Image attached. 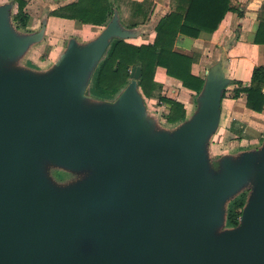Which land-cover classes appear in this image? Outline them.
I'll list each match as a JSON object with an SVG mask.
<instances>
[{
  "label": "water",
  "instance_id": "95a60500",
  "mask_svg": "<svg viewBox=\"0 0 264 264\" xmlns=\"http://www.w3.org/2000/svg\"><path fill=\"white\" fill-rule=\"evenodd\" d=\"M14 13L13 0L0 3V264H264V136L211 155L229 44L193 110L165 126L141 93L140 66L112 99L89 91L112 41L137 38L141 25L124 26L114 8L95 36H70L36 68L24 58L47 14L25 30ZM243 192L238 223L227 225Z\"/></svg>",
  "mask_w": 264,
  "mask_h": 264
},
{
  "label": "trees",
  "instance_id": "16d2710c",
  "mask_svg": "<svg viewBox=\"0 0 264 264\" xmlns=\"http://www.w3.org/2000/svg\"><path fill=\"white\" fill-rule=\"evenodd\" d=\"M116 0H74L51 11L52 15L73 19L77 25L84 24L103 26L113 14ZM172 9L160 16L154 24V37L148 43L136 44L126 39H114L106 57L100 61L92 78L91 92L98 97H114L130 80L134 66L141 67L138 85L146 98L156 97L165 103L168 111L164 118L168 123L184 119L186 109L176 98L161 94V84L155 81L158 67L165 69L167 75L179 80L181 84L198 93L203 84V77L191 71L192 64L199 54L181 52L175 48L179 36L198 38L202 33L212 34L230 11L242 12L231 5V0H171ZM16 9L13 15L18 28L26 29L29 24V13L26 10L27 0H15ZM129 5V27L145 24L149 20L152 1H127ZM254 42L264 44V17L259 22ZM221 49V47L217 48ZM216 49V50H217ZM234 82V81H232ZM231 91L237 98L241 92L246 94V106L254 111L264 109V65L253 68L250 84ZM226 92V90H225ZM225 92L223 96H225ZM193 94V96H194ZM232 129L235 130L232 121ZM238 131H241L238 130ZM246 193L235 197L228 206L227 225H236L241 215Z\"/></svg>",
  "mask_w": 264,
  "mask_h": 264
},
{
  "label": "crops",
  "instance_id": "0c3cea01",
  "mask_svg": "<svg viewBox=\"0 0 264 264\" xmlns=\"http://www.w3.org/2000/svg\"><path fill=\"white\" fill-rule=\"evenodd\" d=\"M72 1L74 0H27L26 10L30 19L25 30L39 29L43 15L47 14L44 39L41 43L33 46L28 54L36 48L43 47L39 55L44 56L45 54L44 57L53 55L55 58L64 48L70 35L76 32L92 33L89 35L90 37L97 33L95 28L102 27L91 24L79 26L73 19L51 14V11L55 8ZM127 1L142 2L144 0H116L115 6H119L117 10L121 22L125 19L124 16H129L130 13V11H123L127 7ZM150 1H152V8L149 20L145 24H140L144 28L143 32L140 36L134 38L142 40V43H148L154 37L152 27L160 16L172 9L173 5L171 0ZM231 5L242 12V14L239 15L236 11L228 12L217 30L212 34L202 33L198 38L179 36L175 43V48L181 52L194 51L200 55L198 60L192 64L191 71L193 74L203 77L208 66L204 61L209 59L214 50L229 44L226 49V71L231 78V84L226 87L225 96H223L221 101V121L218 131L222 133L223 130H226L230 137H239L242 133H251L255 136L251 141L257 142L260 137L264 136V109L262 112H257L248 108L246 106V94L241 92L237 98H233L231 91L239 87L238 82H241V87L248 86L253 68L257 65H264V44L254 42L259 22L264 17V0H231ZM41 59L44 58L42 57ZM154 79L159 84H164L166 80L172 84L173 94L170 97L176 98L183 103L186 114L193 110L195 101L192 90L184 87L179 80L167 75L162 67L157 68ZM156 101L164 107L166 112L168 111L166 104L159 102L156 97H145L148 108L160 115L158 109L151 108ZM232 121H236L234 124L235 133L231 131ZM224 126H227L228 129H225ZM240 129L241 131H238ZM230 137L225 135L226 139ZM241 139L242 141L246 140L245 138Z\"/></svg>",
  "mask_w": 264,
  "mask_h": 264
},
{
  "label": "rangeland",
  "instance_id": "374dc122",
  "mask_svg": "<svg viewBox=\"0 0 264 264\" xmlns=\"http://www.w3.org/2000/svg\"><path fill=\"white\" fill-rule=\"evenodd\" d=\"M5 1H11V0H0V3L5 2ZM13 1L15 2V0H13ZM15 9H16V3H15ZM123 11L124 12H127V11L129 12V5H127V7ZM124 14H126V13H124ZM124 17H125V19L121 23L124 26L129 27L127 25V23L129 22V16L125 15ZM101 28L102 27L95 28L96 32L100 31ZM91 34H87V33L85 34V33H81V32H76L75 34L70 35V36H75L78 40H81V41L84 40L85 41V40L88 39L89 35H91ZM128 41L133 42V43H137V44L142 43L141 42L142 40H140V39H138V40L137 39H128ZM42 50H43V47L36 48V49L32 50L30 52V54H28L24 58V63H26L27 65L36 67V68H46V67H48L51 64V62L54 59V57H53V55L50 56V57L48 55L46 57H44L45 54H44V56L39 55L40 51H42ZM219 51H220V49L214 50L212 55L209 57V59L207 61L205 60L206 62L204 61V63L206 65L212 64L213 61L218 57ZM40 57L41 58L43 57L44 59H41ZM203 76H204V74H203ZM90 89H91V86L89 87V91H90L91 96H93V97H95L97 99L109 100V99L113 98V97L105 98V97L95 96V95L92 94ZM158 92H160L161 94L167 95V96L172 95L173 94L172 84H170L166 80V82L164 84L161 83V89H160V91L158 90ZM194 97H195V95L193 96V98ZM151 108L158 109V112L160 113V121H161V123L163 125H165V126H174L175 124H177L179 122V121L174 122V123L166 122V120L164 118V113H166V110L157 101L155 102V104H152ZM189 113H187L186 116L189 115ZM226 127L227 126H224L225 129H228V127L227 128ZM232 131L234 132L235 130L232 129ZM224 134L227 135L228 137H230L227 134L226 130H223L222 133H219V131H218L215 134V136H214V138H213V140L211 142V155L214 158L219 156V155H221V154H223V153L235 152V151L240 150V149L257 146L258 144H260L261 139L263 138V136H262V137H260L258 139L257 142H255V141H251V139L253 140V138L255 137L251 133H244V134L242 133V135L239 136V137L232 136L229 139H226ZM241 138H245L246 140L242 141ZM52 174L57 180H60V181H64V180H67V179L71 178V176L69 174H67L66 172L61 171V170H55ZM246 193H247V191H246Z\"/></svg>",
  "mask_w": 264,
  "mask_h": 264
},
{
  "label": "bare ground",
  "instance_id": "6f19581e",
  "mask_svg": "<svg viewBox=\"0 0 264 264\" xmlns=\"http://www.w3.org/2000/svg\"><path fill=\"white\" fill-rule=\"evenodd\" d=\"M97 33H98V32H97ZM97 33H96V34H97ZM96 34H95V35H96ZM95 35H92V36L88 37V39L91 38V37H93V36H95Z\"/></svg>",
  "mask_w": 264,
  "mask_h": 264
}]
</instances>
